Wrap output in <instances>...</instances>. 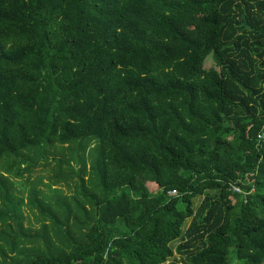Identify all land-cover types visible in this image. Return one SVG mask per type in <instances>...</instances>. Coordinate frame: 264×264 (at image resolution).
<instances>
[{
	"label": "trees",
	"instance_id": "trees-1",
	"mask_svg": "<svg viewBox=\"0 0 264 264\" xmlns=\"http://www.w3.org/2000/svg\"><path fill=\"white\" fill-rule=\"evenodd\" d=\"M50 156L35 232L0 174L1 264H264V0H0V164Z\"/></svg>",
	"mask_w": 264,
	"mask_h": 264
},
{
	"label": "rangeland",
	"instance_id": "rangeland-1",
	"mask_svg": "<svg viewBox=\"0 0 264 264\" xmlns=\"http://www.w3.org/2000/svg\"><path fill=\"white\" fill-rule=\"evenodd\" d=\"M212 60L208 59L206 62V67L212 66ZM54 154L56 158H61L62 154H68L67 149H61L58 147L54 149ZM54 156L49 157V162L46 165L38 164L34 168H32L29 172H25L22 177L16 176L15 174H5V165L6 162H2L0 164V174H4L8 178L7 187L9 189L10 194H12L16 200H21L22 205L19 207V214L23 218V226L25 228H30L33 232L40 229L42 226V222H40V217L36 210L30 209L27 205V198L31 189L36 188L39 191V198L50 199L56 194L68 195L71 196L76 190L78 179L76 177L68 178L66 181H59L56 178V173L58 170V165L56 161L53 159ZM21 168H24V165H21ZM216 191H208L207 194L210 196L215 195ZM205 195L196 196L193 199V208L194 211L197 210ZM2 207V199L0 198V208ZM191 218H188L183 227L182 232L185 230L191 223ZM184 242V239H177L171 242L170 246L174 251V254L171 258H169L164 264H185V255H180L176 248ZM2 248L8 252L7 245L2 243ZM9 254V253H8ZM20 258L19 255L13 256L12 259L17 260ZM2 263V259L0 258V264Z\"/></svg>",
	"mask_w": 264,
	"mask_h": 264
}]
</instances>
